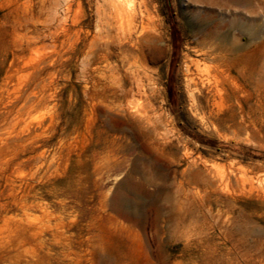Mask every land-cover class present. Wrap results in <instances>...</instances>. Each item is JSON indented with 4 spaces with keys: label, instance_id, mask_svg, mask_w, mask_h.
I'll return each mask as SVG.
<instances>
[{
    "label": "rangeland",
    "instance_id": "rangeland-1",
    "mask_svg": "<svg viewBox=\"0 0 264 264\" xmlns=\"http://www.w3.org/2000/svg\"><path fill=\"white\" fill-rule=\"evenodd\" d=\"M70 1L62 11L61 0H0L5 65L35 30H59L63 47L43 75L46 103L32 116L47 121L0 141V264H264V9L143 0L153 29L140 68L152 89L147 105L128 92L120 60L128 52L85 63L72 39L61 45L78 19L83 32L96 30L95 1ZM235 17L252 24L254 39L232 25ZM14 20H26L28 31H14ZM203 21L233 53L200 44ZM25 59L31 66L36 56ZM193 59L218 90L213 118L203 121L185 81ZM127 102L145 109L165 146L123 113Z\"/></svg>",
    "mask_w": 264,
    "mask_h": 264
},
{
    "label": "bare ground",
    "instance_id": "bare-ground-1",
    "mask_svg": "<svg viewBox=\"0 0 264 264\" xmlns=\"http://www.w3.org/2000/svg\"><path fill=\"white\" fill-rule=\"evenodd\" d=\"M92 1H95L94 3L95 15H96L95 33L92 35V33H90L89 31L83 32L81 27L82 22L79 19L76 20L75 22L73 20L71 22H74L73 27L75 30L72 28L74 30V32L71 31L72 38H70L68 41L67 40L61 41V45L63 46L68 42H71L72 39V42L70 44V50L76 56L83 55V62L85 63H89L93 57H97V56H99V59H102V61L103 60L107 61V59L110 58L116 51H119L121 54H123V52H128L129 55L123 57L121 56L122 59H120L122 60L123 63L125 62V64L127 65L128 67L127 74L131 79L132 86L130 87L128 92L144 99L146 104L148 105L150 103L148 101H150V97L152 95V89L149 88L150 86L147 87V85H145L146 83V81L144 80V78L146 77V74H144L145 70L142 71L140 69L142 67L141 63L142 62L145 63V59H146L144 44L148 42L149 38L153 37V32H152L153 29H151L152 26L150 24L151 15L148 11L147 4L143 0H140L138 4H134L131 0H92ZM203 1L211 4L212 3L215 4L217 2L229 3L235 6H240L242 8L252 9V12L257 9H261V10L264 9V0H203ZM70 2H71L70 0H61V3H63L64 6L63 7L64 10L62 9V11H66L65 7L68 5V3L70 4ZM210 18L213 19L211 15ZM60 21L61 20H59L58 22ZM12 23L13 24L11 27L14 31H16V28H23V29L25 28L28 31L26 20L25 21L14 20ZM61 24L58 28H61ZM232 25L235 28L239 29L240 32L247 34L249 41L255 38V34L250 32L252 24L241 23L235 17L233 18ZM57 26L58 25L54 26V29H56ZM63 27H65V25L64 26L62 25V28ZM50 31L52 32H48V34L46 32V34H44V32H39V30L38 31L35 30L31 32L32 36H28L27 33L25 35H21L20 38H22V40L19 43L13 45L15 50L14 52L12 51L13 52L12 59L9 61L7 65H5L7 63L6 58L3 57L2 54L0 55V75L2 76L0 78V141H5L10 136L11 137L16 136L18 138H21L27 134L31 135L37 129H39L42 126L43 121H45V119L43 120V118L40 116H37L36 118H32L33 114H36V112L39 111L46 103L45 89H46L47 80L43 77V75L49 68L54 66L57 63V61H59L62 58V54H63L62 52L63 47L61 46L57 47L56 44L57 41L59 40V36H58L59 30L57 31L56 29L55 31H53L51 29ZM68 31H70V29ZM201 35L202 38L200 44H202L203 46H207V45L212 46L215 45L216 42H218L217 43L218 49L220 48L226 49L229 53L234 52L232 46L231 48L229 46V49H227L226 47L227 45H225L228 44L227 43L228 39L224 37H219L218 31L212 30L211 28H209V26L206 27L205 21H203L201 24ZM67 36L66 38H69ZM46 39H50L49 40L51 41L50 46H48L47 44L46 45L42 44V42L45 41ZM48 44H50V42ZM212 47L214 48V46ZM212 47H210L206 52L207 56L212 55L213 52L215 51L214 49H212ZM67 48L68 47L66 46L64 50H66ZM151 49H152V45H151ZM47 50L48 51L50 50V52H47ZM28 52H31L34 56H36V60L34 61L33 64H31V66L29 65V62L25 61L26 54ZM29 55L31 54L29 53ZM143 66L145 65L143 64ZM192 67L195 68L194 71H192ZM114 69L115 68H112L110 70L114 71ZM198 70H199L198 60L193 59L189 62V64H186L185 76L187 80L185 81H187L186 86L190 89L189 97H190L191 110L195 111L197 115L201 116L200 119L203 121L206 120L205 119L206 115L208 117H212L213 114L215 113L213 107L215 106L214 103L216 99L215 96L217 95L216 92H218V90L216 89L217 90L216 91L214 88L216 87V85L214 87L211 85L210 81L212 80H209V78L200 75L198 73ZM149 79L151 81V78ZM116 87L114 89H116ZM118 89L120 90L121 86L118 85ZM219 90L221 91V89ZM218 94L220 95V93ZM131 97L133 96L131 95ZM127 103L128 105L123 110V113L127 114V116L137 125L139 130L142 129L144 132L153 135L152 141L156 147L160 148L161 146H165L167 142H165L163 135L161 136V134H158L155 131V129L152 128L151 123L148 120L149 117L148 115H146L147 113L144 112L145 109H143L144 111H142L138 107H132V105H136V104H132L130 106L129 102ZM142 105L140 106L142 107ZM160 157L162 156L160 155ZM194 161L196 162V160ZM188 166L191 169L192 166L191 167L190 165ZM196 166L195 168L193 167L194 168L193 171H195V169L198 167ZM127 210L123 211V214L125 216H127L130 219L139 218L138 217L139 214H132L130 211ZM149 228H151V226ZM152 242L154 244V241Z\"/></svg>",
    "mask_w": 264,
    "mask_h": 264
}]
</instances>
